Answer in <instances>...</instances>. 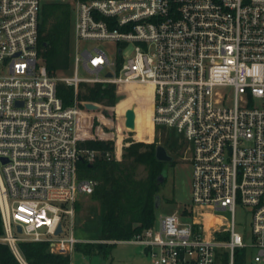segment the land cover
Wrapping results in <instances>:
<instances>
[{
  "label": "built area",
  "instance_id": "obj_1",
  "mask_svg": "<svg viewBox=\"0 0 264 264\" xmlns=\"http://www.w3.org/2000/svg\"><path fill=\"white\" fill-rule=\"evenodd\" d=\"M47 1L75 11V74L60 80L75 91L80 83L150 86L153 126L188 144L187 214L160 215L130 240L108 242L144 246L151 264H236L237 254L264 264V0H0V242L20 264H29L20 242L71 255L84 242L74 236L73 204L96 184L78 177L77 163L121 159L122 146L79 144L88 139L82 110L76 100L63 105L59 79L39 55ZM89 40L115 43L116 60L99 48L80 54ZM79 63L95 76L80 77ZM238 209L249 241L235 230Z\"/></svg>",
  "mask_w": 264,
  "mask_h": 264
},
{
  "label": "trees",
  "instance_id": "obj_2",
  "mask_svg": "<svg viewBox=\"0 0 264 264\" xmlns=\"http://www.w3.org/2000/svg\"><path fill=\"white\" fill-rule=\"evenodd\" d=\"M70 28L71 7L69 4L62 2L42 4L38 24V50L50 75L55 76L57 71H65L69 66ZM119 87L131 91L115 106L117 114L122 115L133 104H135V111H141L146 104L145 99L149 97L150 108L146 109V120L153 125L150 120L153 108L152 88L138 85H131V87L120 85ZM56 92L64 106H71L76 100L78 103L88 101L112 107L118 101L115 85L110 83H80L75 91L72 85L57 82ZM93 111L95 110H89V112ZM119 130H121L120 127ZM147 135L152 134L146 132V135L137 137ZM118 137L120 141V133ZM164 141L169 142L168 145L176 146L169 136ZM79 144L81 147L102 152L112 153L115 148V142L111 139L88 138ZM156 146V142L131 140L128 145L124 146L119 160L100 157L92 164L80 161L79 166L84 169L81 177L90 178L96 182L90 194L92 199L100 204V212L96 221L98 236L95 239L106 242L78 243L75 249L85 254L100 252L106 256L114 244L108 241L130 240L143 229L154 225L156 221L155 199L163 184L157 181V177L168 165L156 159ZM140 168L144 170V176L139 175ZM2 234L3 226L0 216V236ZM18 247L21 255L29 264L71 263L70 255L50 252L47 242H20ZM237 255V262L242 263V255ZM0 264H20L9 246L2 242H0ZM222 264H226V260Z\"/></svg>",
  "mask_w": 264,
  "mask_h": 264
},
{
  "label": "rangeland",
  "instance_id": "obj_3",
  "mask_svg": "<svg viewBox=\"0 0 264 264\" xmlns=\"http://www.w3.org/2000/svg\"><path fill=\"white\" fill-rule=\"evenodd\" d=\"M54 2V1H47ZM69 4V3H67ZM70 5V4H69ZM71 7V41H70V58L69 66L65 71H57L55 77L61 81L60 78L74 76L75 74V62H74V26H75V11L74 7ZM132 46V44H130ZM79 52L82 53L83 49L93 50L99 48L103 50L111 60H116V44L112 42L102 40H89L79 42ZM130 51V48L125 50L124 55ZM77 72L80 77H93L94 73L88 72L84 69L82 63L77 65ZM106 69L99 73L100 77L105 76ZM65 83V82H64ZM67 84V83H66ZM91 84V83H89ZM128 87V85H126ZM131 87V85H129ZM116 94L118 101L112 107H107L102 104H98L100 107L98 110L89 112V109L84 107V103L88 101H81L78 103L82 113H80V127L83 132H86V138H102L111 139L115 142V147L123 148L129 144V141H141V142H156L157 145H163L168 154L173 157L172 166H170L166 173V178L160 187L158 195L160 197L159 208L156 209V220L160 215L183 213L187 214L188 206L191 205V191H192V164L188 160L186 149L188 144L177 133L176 130L167 128L164 126H153L146 120L147 111L150 108L149 97L145 99L144 108L141 111H135V104L129 106L127 109L133 107L135 112V130L125 127V112L122 115L117 114L115 106L117 103L128 95L131 90L121 89L116 86ZM104 111H107L105 114ZM96 122V123H94ZM119 127L121 130H119ZM119 130V131H118ZM151 133L150 136H143L138 138L139 135H146ZM119 133L121 139L119 141ZM169 136L174 141L176 146L168 145L169 142H165L164 139ZM165 144V145H164ZM122 155V153H121ZM77 163V174L81 177L82 169ZM145 172L142 168L139 169V175L144 176ZM84 178V177H83ZM100 212V204L98 201L92 199L90 195H79L78 199L73 204V232L74 236L84 240L82 243H100L102 241L97 240L98 232L96 230V221ZM70 217H66L63 220L65 227H69L71 224ZM235 230L244 237L247 241L250 239V230L248 226V219L242 213L240 209L235 214ZM256 249L250 251V255H254ZM71 264H151L149 256L145 252V248L142 245L135 243H114L108 255L104 256L100 252H92L85 254L80 250L74 249L70 255ZM236 264H249V259L244 263Z\"/></svg>",
  "mask_w": 264,
  "mask_h": 264
},
{
  "label": "water",
  "instance_id": "obj_4",
  "mask_svg": "<svg viewBox=\"0 0 264 264\" xmlns=\"http://www.w3.org/2000/svg\"><path fill=\"white\" fill-rule=\"evenodd\" d=\"M107 76L110 77L111 74L108 73ZM84 107L86 109H89V110H98L100 106L98 104L93 103V102H85ZM104 113L106 114L107 111H104ZM124 124H125L126 128H129L131 130L135 128V112H134L133 107L126 110ZM155 157L157 160L162 161V162H166V163L171 162L173 159V157L168 154L166 148L163 145H157L156 146ZM166 173H167V168H164L162 170V172L158 175L157 181L159 183L164 181V179L166 178ZM159 204H160V197H159V195H157V197L155 199V208L156 209L159 208ZM60 229H61V226L59 225L57 228V232H59ZM17 230H18V232H20L21 228L18 227Z\"/></svg>",
  "mask_w": 264,
  "mask_h": 264
},
{
  "label": "flooded vegetation",
  "instance_id": "obj_5",
  "mask_svg": "<svg viewBox=\"0 0 264 264\" xmlns=\"http://www.w3.org/2000/svg\"><path fill=\"white\" fill-rule=\"evenodd\" d=\"M172 160H173V159H172ZM171 163H172V161L168 163V165H167V167H166V168H167V170H168V168H169L170 166H172V164H171Z\"/></svg>",
  "mask_w": 264,
  "mask_h": 264
},
{
  "label": "bare ground",
  "instance_id": "obj_6",
  "mask_svg": "<svg viewBox=\"0 0 264 264\" xmlns=\"http://www.w3.org/2000/svg\"><path fill=\"white\" fill-rule=\"evenodd\" d=\"M148 87H150V86H148ZM153 109V108H152ZM150 120H151V118H150ZM152 122V121H151Z\"/></svg>",
  "mask_w": 264,
  "mask_h": 264
},
{
  "label": "crops",
  "instance_id": "obj_7",
  "mask_svg": "<svg viewBox=\"0 0 264 264\" xmlns=\"http://www.w3.org/2000/svg\"><path fill=\"white\" fill-rule=\"evenodd\" d=\"M151 95H152V91H151Z\"/></svg>",
  "mask_w": 264,
  "mask_h": 264
}]
</instances>
